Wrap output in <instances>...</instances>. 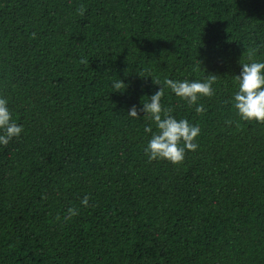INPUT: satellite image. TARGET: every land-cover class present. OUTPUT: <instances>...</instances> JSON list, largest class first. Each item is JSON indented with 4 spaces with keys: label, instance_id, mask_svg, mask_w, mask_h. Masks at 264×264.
Wrapping results in <instances>:
<instances>
[{
    "label": "trees",
    "instance_id": "trees-1",
    "mask_svg": "<svg viewBox=\"0 0 264 264\" xmlns=\"http://www.w3.org/2000/svg\"><path fill=\"white\" fill-rule=\"evenodd\" d=\"M251 48L264 62V0H0V97L23 127L0 145V264H264V124L232 103ZM210 74L203 115L161 101L198 149L149 162L156 125L129 110L154 79Z\"/></svg>",
    "mask_w": 264,
    "mask_h": 264
},
{
    "label": "clouds",
    "instance_id": "clouds-1",
    "mask_svg": "<svg viewBox=\"0 0 264 264\" xmlns=\"http://www.w3.org/2000/svg\"><path fill=\"white\" fill-rule=\"evenodd\" d=\"M77 13L83 17L86 8L81 4L77 8ZM33 38L35 33L32 34ZM258 48L248 50V62H242V71L235 76L237 91L234 92L232 103L236 114L242 121L257 122L264 124V62L255 59ZM82 64H87L86 59L81 60ZM143 77L142 75H140ZM154 83L161 85L147 101L143 100V107L133 106L128 116L139 119L140 112L145 113L144 117L156 125L153 132L151 126H146L144 131L152 133L151 139L144 148V153L149 162L156 160H167L172 164H180L185 158L186 151H196L199 147L197 140L201 133L198 124H192L188 119H177L172 115V109L165 108L161 101L165 94V88L170 89L176 96L185 101L189 107L195 106V112L203 115L206 111L203 104H199L200 97L211 98L215 95L213 85L217 83V75L210 74L203 82L199 80H173L165 78L163 84L158 79ZM114 88L119 91L126 88L122 80L114 83ZM231 125L232 121H226ZM23 132V127L18 125L12 118V113L8 107V100L0 97V145L7 146L13 138H18ZM89 196H84L81 204L89 206ZM79 215V209L70 207L63 217L65 221ZM59 221L61 217L57 215Z\"/></svg>",
    "mask_w": 264,
    "mask_h": 264
}]
</instances>
